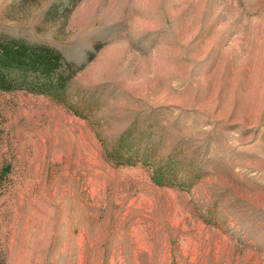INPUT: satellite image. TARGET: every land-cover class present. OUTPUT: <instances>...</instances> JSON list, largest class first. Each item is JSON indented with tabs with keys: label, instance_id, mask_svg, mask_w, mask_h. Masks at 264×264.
Returning a JSON list of instances; mask_svg holds the SVG:
<instances>
[{
	"label": "rangeland",
	"instance_id": "rangeland-1",
	"mask_svg": "<svg viewBox=\"0 0 264 264\" xmlns=\"http://www.w3.org/2000/svg\"><path fill=\"white\" fill-rule=\"evenodd\" d=\"M73 64L0 91V264H264V0H0Z\"/></svg>",
	"mask_w": 264,
	"mask_h": 264
},
{
	"label": "trees",
	"instance_id": "trees-1",
	"mask_svg": "<svg viewBox=\"0 0 264 264\" xmlns=\"http://www.w3.org/2000/svg\"><path fill=\"white\" fill-rule=\"evenodd\" d=\"M74 74L73 64L51 46L0 38V91L58 96Z\"/></svg>",
	"mask_w": 264,
	"mask_h": 264
}]
</instances>
